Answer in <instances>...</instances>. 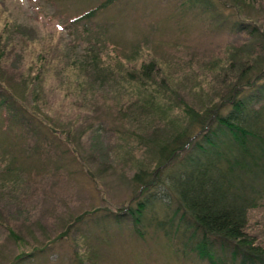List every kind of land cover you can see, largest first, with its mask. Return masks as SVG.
<instances>
[{
    "label": "rangeland",
    "instance_id": "1",
    "mask_svg": "<svg viewBox=\"0 0 264 264\" xmlns=\"http://www.w3.org/2000/svg\"><path fill=\"white\" fill-rule=\"evenodd\" d=\"M104 1L0 0V81L35 127L0 111V264H208L187 240L153 219L136 226L125 210L140 194L136 169L155 167L153 142L188 129L183 103L197 112L218 105L237 75L227 65L240 60L264 81V41L237 26L264 31V0H114L72 26ZM89 50L115 78L85 66ZM151 60L159 91H170L151 116L131 114L124 104L137 88L118 70ZM49 125L57 134L36 135ZM160 203L147 215L164 218L176 205L167 195ZM123 213V224L103 218ZM245 231L264 252V205L248 212Z\"/></svg>",
    "mask_w": 264,
    "mask_h": 264
},
{
    "label": "trees",
    "instance_id": "2",
    "mask_svg": "<svg viewBox=\"0 0 264 264\" xmlns=\"http://www.w3.org/2000/svg\"><path fill=\"white\" fill-rule=\"evenodd\" d=\"M113 1L105 0L100 6L77 15L72 26L90 21L99 8ZM186 2L196 6L206 1ZM237 26L248 31L250 37L264 41V31L248 24L237 23ZM88 54L85 66L95 69L103 78H115V72L100 66L101 59L94 51L89 50ZM240 61L242 64L236 67L227 65L237 75L226 80V93L218 105L205 106L198 113L182 104L189 117L188 129L168 140L153 142L157 153L155 167L148 173L136 169L133 180L140 194L125 210L136 226L153 219L148 223L150 226L153 224L168 236L173 232L177 239L187 240L191 252L208 264H264V252L248 239L245 231L248 212L264 205V81L259 82V72L248 60ZM156 68L160 67L151 60L137 67L129 66L125 71L118 70L127 84L137 88V99L124 104L130 112L137 109L143 117L151 116L159 94L169 93L170 90L159 91L164 79L156 80ZM4 84L0 81V111L14 120L17 127L28 129L34 120L32 112ZM160 110L162 107L153 115ZM126 113L121 107L117 109L120 121L126 120L129 115ZM142 125L143 132L137 134L140 138L147 131L146 124ZM31 127L34 131L35 127ZM57 128L49 125L35 132L37 136H53L59 131ZM164 195L176 203L172 213L166 211L164 218L148 216ZM103 218L122 224L127 220L124 213Z\"/></svg>",
    "mask_w": 264,
    "mask_h": 264
}]
</instances>
